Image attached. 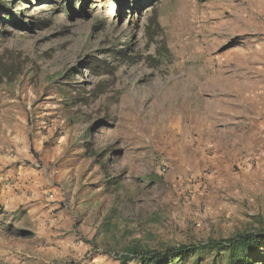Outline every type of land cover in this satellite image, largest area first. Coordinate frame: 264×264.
I'll return each instance as SVG.
<instances>
[{
  "label": "rangeland",
  "instance_id": "obj_1",
  "mask_svg": "<svg viewBox=\"0 0 264 264\" xmlns=\"http://www.w3.org/2000/svg\"><path fill=\"white\" fill-rule=\"evenodd\" d=\"M4 67L0 264L264 231V0H0Z\"/></svg>",
  "mask_w": 264,
  "mask_h": 264
},
{
  "label": "trees",
  "instance_id": "obj_2",
  "mask_svg": "<svg viewBox=\"0 0 264 264\" xmlns=\"http://www.w3.org/2000/svg\"><path fill=\"white\" fill-rule=\"evenodd\" d=\"M4 68L0 71V84L5 78L12 83L13 69ZM206 254L214 255L213 264H263L260 257L264 256V231L239 234L221 241L211 240L198 246L168 247L163 251L129 249L121 260L124 264L131 258L138 259L140 264H186L195 258L194 264H201Z\"/></svg>",
  "mask_w": 264,
  "mask_h": 264
},
{
  "label": "built area",
  "instance_id": "obj_3",
  "mask_svg": "<svg viewBox=\"0 0 264 264\" xmlns=\"http://www.w3.org/2000/svg\"><path fill=\"white\" fill-rule=\"evenodd\" d=\"M260 156H264V147L262 148V150L260 151ZM258 158H255V160H257Z\"/></svg>",
  "mask_w": 264,
  "mask_h": 264
},
{
  "label": "crops",
  "instance_id": "obj_4",
  "mask_svg": "<svg viewBox=\"0 0 264 264\" xmlns=\"http://www.w3.org/2000/svg\"><path fill=\"white\" fill-rule=\"evenodd\" d=\"M240 127H242V126H240ZM215 144H217V142H215ZM229 144H232V142H231V141H229Z\"/></svg>",
  "mask_w": 264,
  "mask_h": 264
}]
</instances>
